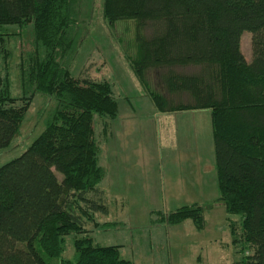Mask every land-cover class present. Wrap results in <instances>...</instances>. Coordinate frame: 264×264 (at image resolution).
<instances>
[{
  "label": "trees",
  "instance_id": "1",
  "mask_svg": "<svg viewBox=\"0 0 264 264\" xmlns=\"http://www.w3.org/2000/svg\"><path fill=\"white\" fill-rule=\"evenodd\" d=\"M75 3L0 0V26H30L31 44L18 64L20 94L11 93L7 70L0 78V149L18 132L34 93L56 98L39 135L0 166V264H133L117 245L94 244L86 228L107 213L93 197L105 174L93 116L114 119L119 106L107 80L74 77L64 64L74 46ZM102 13L109 24L134 20L131 65L158 110H210L217 199L241 216L247 244L234 264H264V0H103ZM244 30L251 32L249 61L240 46ZM8 33L0 32V42ZM153 67L165 68L169 93L187 98L152 89L145 72ZM185 219L202 229L204 206L159 217ZM236 227L230 224L232 233ZM69 236L72 254L64 257Z\"/></svg>",
  "mask_w": 264,
  "mask_h": 264
},
{
  "label": "rangeland",
  "instance_id": "2",
  "mask_svg": "<svg viewBox=\"0 0 264 264\" xmlns=\"http://www.w3.org/2000/svg\"><path fill=\"white\" fill-rule=\"evenodd\" d=\"M103 0H76L73 48L63 61L74 77L107 80L118 101L114 119L93 116V129L101 151L98 164L105 174L98 184L107 213L98 212L86 228L96 245H117L122 258L133 264H234L247 245L241 237V216L228 214L219 196L210 110H158L131 65L135 55L134 20L109 24ZM30 26H0L9 32L0 42V78L8 71L10 91L20 94L18 64L31 49ZM240 46L251 59V32L244 30ZM180 70V69H178ZM190 71L191 68H183ZM164 67L149 68V86L176 100L166 90ZM180 94V100L186 99ZM56 107L53 95L34 93L18 132L0 149V166L19 156L39 135ZM109 129L103 132V125ZM204 206V226L190 219L177 224L160 221L176 208ZM237 225L232 233L230 224ZM64 257L72 254L67 237ZM53 259L50 264H57Z\"/></svg>",
  "mask_w": 264,
  "mask_h": 264
},
{
  "label": "crops",
  "instance_id": "3",
  "mask_svg": "<svg viewBox=\"0 0 264 264\" xmlns=\"http://www.w3.org/2000/svg\"><path fill=\"white\" fill-rule=\"evenodd\" d=\"M186 111V110H185Z\"/></svg>",
  "mask_w": 264,
  "mask_h": 264
}]
</instances>
